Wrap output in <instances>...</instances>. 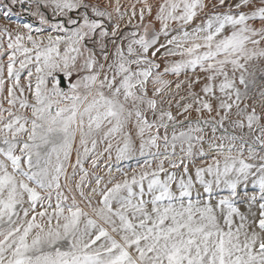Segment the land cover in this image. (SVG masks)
<instances>
[{"label": "snow or ice", "instance_id": "snow-or-ice-1", "mask_svg": "<svg viewBox=\"0 0 264 264\" xmlns=\"http://www.w3.org/2000/svg\"><path fill=\"white\" fill-rule=\"evenodd\" d=\"M15 5L0 264H264V0Z\"/></svg>", "mask_w": 264, "mask_h": 264}, {"label": "rangeland", "instance_id": "rangeland-1", "mask_svg": "<svg viewBox=\"0 0 264 264\" xmlns=\"http://www.w3.org/2000/svg\"><path fill=\"white\" fill-rule=\"evenodd\" d=\"M122 3H126L127 0H121ZM134 2V0H133ZM235 2V0H234ZM6 3H10V0H0V26H3V25H7L8 27H11V28H15L17 24H23V23H31L33 25V27H40L39 25V22L37 19H35L34 17L33 20L31 21H27L26 19L22 18L21 16H19L18 12H17V6L18 5H15V6H12V13L11 15L9 16V18H5L2 13L5 11L3 5L6 4ZM223 10V9H221ZM46 11V10H45ZM46 15L49 16V18H51V13L47 12L46 11ZM123 27V26H122ZM128 29H125V31H127ZM163 66V65H162ZM170 79H175V77H169ZM183 78V77H182ZM264 80V77H260L259 75V69L257 70V87L259 88L260 86V83L261 81ZM174 87V85H173ZM196 89L198 90L199 89V85L196 86ZM184 93L181 92V95H183ZM172 111H173V114H176L177 112V109L175 107V104H173V107H172ZM195 113L192 114L193 118L195 117ZM231 130V129H230ZM219 134V133H218ZM211 136V131L210 129L209 130H206V138L207 137H210ZM137 146H138V142H137ZM205 147H207V145H205ZM161 151H163V148H161ZM145 158L144 157H140L139 155H137L136 157H134L133 159L131 160H125V161H120L119 163H117L115 161V159L113 158V161H112V168H113V171L115 172V169L116 168H120V169H123V170H127V171H131V169L133 168H136L138 166V163H143V160ZM100 164L101 165H104V160L102 159L100 161ZM88 165L86 164L85 167H87ZM69 171H71V169H69ZM99 174L104 176L105 179H107V168L106 167H103L101 170H98ZM78 178V177H77ZM91 178V177H90ZM117 178H120L119 176H117ZM93 184H94V180H93Z\"/></svg>", "mask_w": 264, "mask_h": 264}, {"label": "built area", "instance_id": "built-area-1", "mask_svg": "<svg viewBox=\"0 0 264 264\" xmlns=\"http://www.w3.org/2000/svg\"><path fill=\"white\" fill-rule=\"evenodd\" d=\"M23 7L24 8H27L28 5L25 4ZM17 12H18L19 16H21L22 18L26 19L27 21L33 20V18L31 16H29L27 14V12H25V11L22 10V7L20 5L17 6Z\"/></svg>", "mask_w": 264, "mask_h": 264}]
</instances>
